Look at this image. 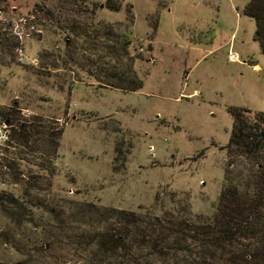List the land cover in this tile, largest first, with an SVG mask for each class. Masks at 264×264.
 Listing matches in <instances>:
<instances>
[{
    "label": "rangeland",
    "instance_id": "obj_1",
    "mask_svg": "<svg viewBox=\"0 0 264 264\" xmlns=\"http://www.w3.org/2000/svg\"><path fill=\"white\" fill-rule=\"evenodd\" d=\"M250 1L0 0V109L18 118H0V264H134L97 255L95 236L119 228L106 209L161 228L211 224L227 180L257 169L227 149L230 108L264 111ZM107 32L130 41L134 93L97 84ZM20 124L30 136L12 140ZM241 244L235 264H247Z\"/></svg>",
    "mask_w": 264,
    "mask_h": 264
},
{
    "label": "trees",
    "instance_id": "obj_2",
    "mask_svg": "<svg viewBox=\"0 0 264 264\" xmlns=\"http://www.w3.org/2000/svg\"><path fill=\"white\" fill-rule=\"evenodd\" d=\"M107 8L119 11L120 6L107 3ZM244 13L255 19V39L264 55V0L246 3ZM154 26L155 29L158 28L157 22ZM105 35L110 50L106 58L103 57L104 62L97 65L102 75L96 78L97 84L129 93L138 91L144 82L133 69L135 60L130 58L128 51L130 41L123 35L116 41L111 38L110 33ZM121 57L128 58L127 71L119 66ZM14 108L17 106L8 110L0 109V118L9 125L18 121ZM230 113L233 116V126L227 149L256 161L257 169L251 177H242L238 183L232 179L227 180L228 184L221 193L211 224L192 227L167 219L168 225L161 228L158 222L146 224L135 214L106 209L101 216L114 219L119 228L95 236L98 256L117 257L116 253L119 251L124 254L120 258H128L134 264H153L150 260L153 256L165 262L171 259L168 258L170 253L196 252L198 257L192 262L189 259V264H235L237 260L231 251L242 242L246 244V263L264 264V111L252 112L245 107H231ZM30 132V127L20 124L18 129H13L10 137L16 141L27 140ZM122 149L120 145L116 149L119 155L122 154ZM118 159L117 157L116 160ZM10 201L17 200L11 198ZM121 224L127 228L124 229ZM134 252L137 253V260ZM88 262L91 263V259ZM175 264L179 262L176 261Z\"/></svg>",
    "mask_w": 264,
    "mask_h": 264
},
{
    "label": "built area",
    "instance_id": "obj_3",
    "mask_svg": "<svg viewBox=\"0 0 264 264\" xmlns=\"http://www.w3.org/2000/svg\"><path fill=\"white\" fill-rule=\"evenodd\" d=\"M3 138L5 137V136H2Z\"/></svg>",
    "mask_w": 264,
    "mask_h": 264
}]
</instances>
